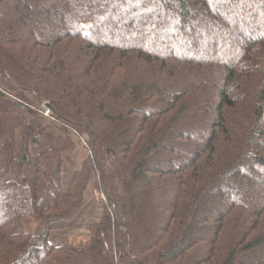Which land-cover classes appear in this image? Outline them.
<instances>
[{
  "label": "trees",
  "instance_id": "trees-1",
  "mask_svg": "<svg viewBox=\"0 0 264 264\" xmlns=\"http://www.w3.org/2000/svg\"><path fill=\"white\" fill-rule=\"evenodd\" d=\"M28 1L0 0V264H264V0ZM92 172L100 219L53 242Z\"/></svg>",
  "mask_w": 264,
  "mask_h": 264
},
{
  "label": "rangeland",
  "instance_id": "rangeland-1",
  "mask_svg": "<svg viewBox=\"0 0 264 264\" xmlns=\"http://www.w3.org/2000/svg\"><path fill=\"white\" fill-rule=\"evenodd\" d=\"M28 2L31 3V6H32L31 8H33L35 11L36 9H38L37 8L38 6H36V4L38 3V0H29ZM44 3L57 4L60 12L64 8V5L61 4L60 1L58 0H44ZM6 7L8 8V10H10L9 12H14L16 10L17 5H15V3L13 4V2H8L6 4ZM83 9L86 10L87 7L84 6ZM62 15L66 16L67 13L64 12ZM131 15H128L127 17ZM63 23L64 24L66 23L65 20H63ZM58 24H59L58 22H56V24H53L54 25L53 28L55 29ZM47 26L48 24L46 23H40V24L36 23L35 24L33 22V25L29 24V26H27L26 29L31 28L36 31L37 29L40 28L41 30H43V32H45L47 31V29L50 30V28H47ZM199 32L203 36L202 29H199ZM37 35L42 36L38 33ZM202 36L200 37L199 41H200V44L204 46L206 42ZM27 97L30 98L31 96L27 95ZM43 103H46V102H40L38 104L39 114L43 117L42 131L46 135L47 139L52 142L60 134V130L57 127V126H60V124L57 122L55 118H53V116L51 115V111L49 115L44 114V109L42 107ZM129 123L130 125H132V122L129 121ZM71 138L74 143L72 150L66 151L62 154L63 167H62L61 175H62L63 181H66L69 176H71L75 171H78L80 169L82 161L89 154V150L86 144V140H87L86 134H83V136L81 137H78L76 135H71ZM158 161L160 162H157V165L164 162L163 160H158ZM245 177L246 176L241 175L238 180L240 182L244 181L246 179ZM238 180L230 184L232 188L235 189V191H236L235 186L239 182ZM233 183H236V184L234 185ZM151 187L154 189L155 185H152ZM104 199L105 197L102 195V192L98 187L97 175L92 172L90 179L86 185L85 191L83 192V204L81 205L79 210L66 222L63 228L55 229L50 232V235H49L50 239L57 244L67 243L69 245H77L79 244V242L86 240L89 237L91 225L96 223L101 217V214L103 211ZM213 199H214V195L207 200L208 207H210L211 204L213 203ZM154 211L152 212L155 213ZM159 219L160 218H157V212H156V221H159ZM23 224H24V228L26 231L32 232L35 228L36 222L32 218H28V219L23 220Z\"/></svg>",
  "mask_w": 264,
  "mask_h": 264
},
{
  "label": "built area",
  "instance_id": "built-area-1",
  "mask_svg": "<svg viewBox=\"0 0 264 264\" xmlns=\"http://www.w3.org/2000/svg\"><path fill=\"white\" fill-rule=\"evenodd\" d=\"M42 107H43V109H44V114L45 115H49L50 114V109H49V107H47L46 105H45V103H43L42 104Z\"/></svg>",
  "mask_w": 264,
  "mask_h": 264
},
{
  "label": "water",
  "instance_id": "water-1",
  "mask_svg": "<svg viewBox=\"0 0 264 264\" xmlns=\"http://www.w3.org/2000/svg\"><path fill=\"white\" fill-rule=\"evenodd\" d=\"M45 105H46L47 107H49V104H48V103H45Z\"/></svg>",
  "mask_w": 264,
  "mask_h": 264
}]
</instances>
